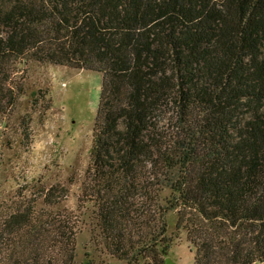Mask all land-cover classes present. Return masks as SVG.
Wrapping results in <instances>:
<instances>
[{"label": "trees", "instance_id": "1", "mask_svg": "<svg viewBox=\"0 0 264 264\" xmlns=\"http://www.w3.org/2000/svg\"><path fill=\"white\" fill-rule=\"evenodd\" d=\"M30 62L102 75L79 206L100 253L164 264L185 233L193 264L264 263V0H0V116ZM47 198L0 202V264H93Z\"/></svg>", "mask_w": 264, "mask_h": 264}, {"label": "rangeland", "instance_id": "2", "mask_svg": "<svg viewBox=\"0 0 264 264\" xmlns=\"http://www.w3.org/2000/svg\"><path fill=\"white\" fill-rule=\"evenodd\" d=\"M16 80L22 84V94L7 114L0 116V202L10 204L22 195L38 199V207H45L43 200L48 197L51 210L72 213L82 220L76 263H82L88 254L93 264H127L100 253V246L92 241V212L79 207L82 191H86L102 75L30 62ZM167 221L171 235L175 216L170 214ZM193 262L194 253L181 233L179 245L170 249L164 264Z\"/></svg>", "mask_w": 264, "mask_h": 264}]
</instances>
